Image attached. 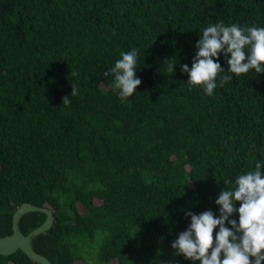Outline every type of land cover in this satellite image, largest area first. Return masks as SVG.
Masks as SVG:
<instances>
[{"label":"trees","instance_id":"obj_1","mask_svg":"<svg viewBox=\"0 0 264 264\" xmlns=\"http://www.w3.org/2000/svg\"><path fill=\"white\" fill-rule=\"evenodd\" d=\"M219 21L264 28V0H0L1 235L30 203L54 213L31 241L53 264H193L171 247L185 212L219 215L221 190L264 161V73L208 95L181 70ZM134 48L142 84L122 101L105 73Z\"/></svg>","mask_w":264,"mask_h":264},{"label":"clouds","instance_id":"obj_2","mask_svg":"<svg viewBox=\"0 0 264 264\" xmlns=\"http://www.w3.org/2000/svg\"><path fill=\"white\" fill-rule=\"evenodd\" d=\"M195 47L191 67L183 64L181 70L188 74L189 85L202 86L208 95H213L215 88L223 87L234 76L250 70L264 73L262 27L237 23L225 26L219 21L203 29ZM221 54L227 60V70L219 62ZM120 55L121 59L105 75L114 76L112 87L123 101L137 91L142 80L136 75L139 50L134 48ZM168 71L175 72V64L169 63ZM71 75L77 73L73 71ZM72 88L71 96L77 95L74 84ZM69 97H63L64 106L70 105ZM224 183L228 185L232 181ZM215 203L219 215L211 209L199 214L185 212L191 220L172 242L174 254L183 255L193 264H264V161H257L254 170L238 175L234 186L221 190Z\"/></svg>","mask_w":264,"mask_h":264},{"label":"water","instance_id":"obj_3","mask_svg":"<svg viewBox=\"0 0 264 264\" xmlns=\"http://www.w3.org/2000/svg\"><path fill=\"white\" fill-rule=\"evenodd\" d=\"M40 211L47 215L46 221L38 228L31 231L28 235L19 230V220L23 215L29 212ZM54 213L52 210L44 207H38L30 203H25L18 208L13 215V233L2 236L0 233V253L10 255L18 250L24 252L31 260L41 264H53V262L43 254L35 251L31 245L32 238L38 234L46 232L54 224Z\"/></svg>","mask_w":264,"mask_h":264}]
</instances>
